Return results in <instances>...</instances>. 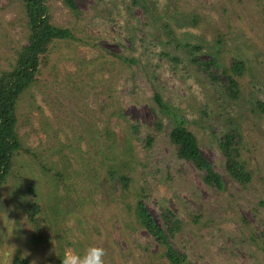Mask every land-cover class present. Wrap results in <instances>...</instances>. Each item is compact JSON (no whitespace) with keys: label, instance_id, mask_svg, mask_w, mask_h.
<instances>
[{"label":"rangeland","instance_id":"374dc122","mask_svg":"<svg viewBox=\"0 0 264 264\" xmlns=\"http://www.w3.org/2000/svg\"><path fill=\"white\" fill-rule=\"evenodd\" d=\"M76 3L77 17L62 0H48L52 21L77 28L81 40L54 42L41 79L18 100V134L29 154L14 155L1 186L0 264L7 245L15 246L11 264L25 252L29 264H62L60 251L63 257L94 244L106 249V264L156 263L161 250L128 215L136 199L159 223L163 212L173 213L172 242L192 264H264L255 243L264 234V112L258 107L264 105V0ZM20 8L18 0H0V69H9L25 43ZM192 53L202 60L216 56L212 73L220 79L198 70ZM233 58L246 68L236 76V98L223 88V70L231 73ZM102 92L120 118L106 108ZM156 118L161 130L154 128ZM180 120L222 176V190L176 157L168 133ZM133 121L138 139L130 135ZM228 131L238 136L239 160L250 175L245 184L224 166L219 140ZM146 134L150 146L142 140ZM122 162L129 167L125 189L108 174ZM31 185L44 209L38 231L22 210ZM31 232L41 234L37 244Z\"/></svg>","mask_w":264,"mask_h":264},{"label":"trees","instance_id":"16d2710c","mask_svg":"<svg viewBox=\"0 0 264 264\" xmlns=\"http://www.w3.org/2000/svg\"><path fill=\"white\" fill-rule=\"evenodd\" d=\"M18 2L21 4L20 12L21 14L23 13L25 18L23 23L26 28L25 43L16 48L14 63L10 64L9 69H0V190L11 172L14 155L19 152L29 154L27 148L23 149L24 144L18 134L16 109L20 95L41 79V68L47 63V55L54 42L81 40L79 35L76 34L77 28L59 26L52 21L48 0H18ZM62 2L73 16H79L76 0H62ZM132 3L138 5L140 0H132ZM165 28L168 33L172 34L168 24H165ZM217 39L216 44L219 48L223 43L221 37ZM92 46L96 47V44L93 43ZM221 51L222 49H218L219 54ZM101 53L102 55L105 54L103 51ZM192 61L197 65L198 70L205 72L206 76L211 80L216 82L220 79V77L212 73L217 66L216 56L210 55L209 58L202 60L197 53H192ZM230 63L231 65L228 69L231 73H228L226 69L223 70L225 75L223 88L230 97L236 98L238 95V80L236 76L241 75L246 68L244 61L239 58H233ZM69 79L70 77H68ZM100 93H97V97ZM102 95L105 96L106 93ZM106 97L108 100L106 108L112 109L113 112L117 113V117L120 118L121 114H118L117 109L112 107L114 104L110 96L106 95ZM154 97L156 102L163 106L159 94L156 93ZM101 104H105V101ZM258 107L264 112L263 104H258ZM112 111L111 113H113ZM153 125L157 130L162 129V123L158 118L154 120ZM137 128L136 122L130 123V135L136 137L135 139H138L136 135ZM233 134L237 136L235 132L231 131L223 134L219 140V148L224 159V166L231 178L245 184L250 180V175L246 172L244 164L239 160L238 141ZM168 136L175 148L178 159L193 164L201 172L202 180L206 185L219 190L224 188L222 176L214 170L212 163L202 156L198 141L194 133L188 129L184 120L175 121ZM142 140L146 146H150L153 142V138L148 134ZM130 145V143H127L125 146L128 149ZM126 168H129L127 162H122L116 166H111L108 170L110 179L117 176L123 189L129 183V178L124 173ZM29 192L31 197L23 205L22 210L26 218L34 224L35 231H38L40 226H44L45 220L41 215L44 209L36 201V194L32 185L29 188ZM127 207L131 220H136L138 226L146 231L148 236L158 245L159 250H161L157 262H151L150 264H192L188 260L186 253L178 252L172 242V238L178 229V221L174 219L172 212L169 210L163 212L161 214L162 222L159 223L147 210L142 199H136L133 205L128 204ZM34 232H31L30 238L33 244H37L41 240V234L37 235ZM261 239L260 244L256 240L255 243L264 251V234H261ZM61 252L58 254L59 261L62 259ZM120 257L121 255L118 253L117 259L119 260ZM12 264H29V260L14 257Z\"/></svg>","mask_w":264,"mask_h":264},{"label":"clouds","instance_id":"9594fccd","mask_svg":"<svg viewBox=\"0 0 264 264\" xmlns=\"http://www.w3.org/2000/svg\"><path fill=\"white\" fill-rule=\"evenodd\" d=\"M14 251L15 246L9 247L7 245L3 253L2 264H11ZM27 255V252L23 253L21 259H24ZM106 255L107 251L102 245L94 244L88 246L82 253L75 250H66L62 257V264H106Z\"/></svg>","mask_w":264,"mask_h":264}]
</instances>
